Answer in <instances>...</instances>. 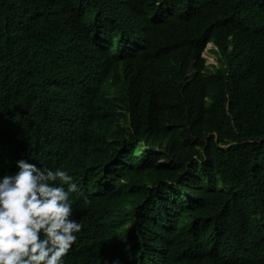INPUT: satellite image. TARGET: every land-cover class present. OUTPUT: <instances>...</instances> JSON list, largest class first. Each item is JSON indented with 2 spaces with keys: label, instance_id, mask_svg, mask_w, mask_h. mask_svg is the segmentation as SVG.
Returning a JSON list of instances; mask_svg holds the SVG:
<instances>
[{
  "label": "trees",
  "instance_id": "16d2710c",
  "mask_svg": "<svg viewBox=\"0 0 264 264\" xmlns=\"http://www.w3.org/2000/svg\"><path fill=\"white\" fill-rule=\"evenodd\" d=\"M19 159L76 185L64 264H264V0H0Z\"/></svg>",
  "mask_w": 264,
  "mask_h": 264
},
{
  "label": "clouds",
  "instance_id": "9594fccd",
  "mask_svg": "<svg viewBox=\"0 0 264 264\" xmlns=\"http://www.w3.org/2000/svg\"><path fill=\"white\" fill-rule=\"evenodd\" d=\"M16 168L0 176V264H64L82 228L72 218V176L25 159Z\"/></svg>",
  "mask_w": 264,
  "mask_h": 264
},
{
  "label": "rangeland",
  "instance_id": "374dc122",
  "mask_svg": "<svg viewBox=\"0 0 264 264\" xmlns=\"http://www.w3.org/2000/svg\"><path fill=\"white\" fill-rule=\"evenodd\" d=\"M215 49L216 47L213 44H208L202 54L206 64L209 66H218L217 56L213 52Z\"/></svg>",
  "mask_w": 264,
  "mask_h": 264
}]
</instances>
